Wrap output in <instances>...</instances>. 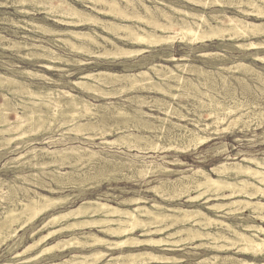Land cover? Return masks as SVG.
<instances>
[{
    "label": "bare ground",
    "instance_id": "6f19581e",
    "mask_svg": "<svg viewBox=\"0 0 264 264\" xmlns=\"http://www.w3.org/2000/svg\"><path fill=\"white\" fill-rule=\"evenodd\" d=\"M27 1L29 0H17L12 3L19 13L30 15L29 10L17 6L18 3L25 4ZM31 1L40 7V13H45L44 19L15 20L10 17L8 21L31 32L45 36L52 35L55 38L50 40L54 43L79 54L94 53L97 58L134 59L145 51L142 45L161 44L173 47L178 35L181 36L182 40L187 39L191 42L199 40L204 42L207 41V38L215 36H227L233 40H238L264 35V0H182L199 6L230 3L240 8L243 13L260 18V21L248 20L237 15H227L223 18V15L217 12L207 15L203 12H197L198 10L192 11L187 6H177V4L172 5L167 4V2H164L167 5V10L157 6L158 10L156 11L144 0H91V5L85 3V6L92 10L82 9L71 0ZM0 4L4 5L5 2ZM173 13L183 16L178 18L177 23L180 25L178 32L166 34L165 31L168 26H163L162 22H158L153 27L154 29L142 27L137 23V20H145L150 24L152 20L156 21L159 17L169 21ZM101 15L112 19H105ZM48 19L67 27H55L46 22ZM174 23L171 21V24ZM156 28H161L162 34L156 32ZM109 35L117 36L119 39H129L137 47L126 48L119 45ZM97 36L110 42V45H102L98 42ZM94 45L99 46H97L99 48L97 52L92 51ZM237 45L243 46L244 43L238 42ZM248 45L256 46L258 42L251 41ZM0 47L16 52L26 50L27 52L22 54L24 57L43 55L50 62L63 58L61 53L49 46L14 40L1 33ZM221 55L218 52L201 53V57L222 60ZM247 56L264 63V55L251 52ZM78 61L81 64H88L83 60ZM123 63L128 65L129 73L103 69L86 71L81 75L80 80L72 81V83L88 92H98L103 97L109 95L108 92L110 91L104 89V86L108 85L118 88L120 91L145 89L157 90L166 94L169 93L167 87L174 85L185 88L192 83V79L184 77L187 72L194 73L197 78L211 74L188 63H177L173 68L153 62L148 65L147 69L137 68L139 64L136 62L125 61ZM41 67L50 70L54 66L45 63L41 64ZM223 68L231 71L248 72L249 69L251 71L250 64L245 61L218 66V69ZM16 72L22 78H16L0 71V97L3 99L0 102V123H5L3 132L8 131V125H11L7 115L10 105L14 102L8 96L10 94L15 97L20 96V101L25 102L27 100L31 104V107L23 115L16 118L17 124L15 125L19 128L29 122L38 123L43 118L46 119L42 112L36 111V106L43 104L53 114V117L49 119V125L61 118V124L68 123L70 125L69 130L76 132L80 129L97 131L102 136L101 144L103 145L111 146L122 142L129 144L130 147H135L137 144L148 141L149 136L146 134L123 132L124 126H119L115 130L122 133L119 137L108 139L104 136L109 131L99 126L103 123L99 118L107 116L110 117L109 119H115V124L116 122L118 124L121 122L116 118L124 117L123 121L126 122L127 118L131 116L126 109L116 106L112 101L96 104L84 96L61 87L33 86L25 82L24 79L26 78L52 80L40 70L35 71L20 67ZM130 99L132 100V98ZM139 103L142 104V102ZM236 104L239 105V103ZM164 111L169 113L171 111L170 106L164 108ZM140 112L141 114L147 113L144 110H140ZM211 114L214 115L212 124L225 121V117L220 116L217 111H212ZM238 121L239 117L230 120L223 127V130H232ZM196 125L199 126L198 130L180 124L176 125V127L183 129L182 133L173 137L176 141L180 140L181 143H184V149L192 146L198 147L210 141L211 136L205 134V131L211 124L199 125L196 123ZM38 130H41L40 127ZM19 135L23 138L24 135L26 136V132L22 130ZM89 136L91 137L90 134ZM89 136L88 138H90ZM163 136L159 135V138ZM5 139L11 140L7 137ZM25 156H27L28 161L36 162L35 164L40 166L41 170L49 175L51 180L44 185V190L47 193L36 191L26 200H19L12 207L0 213V251L5 245H7L8 251L18 249L24 238V235H20L19 232L23 229L25 231L30 224L49 214V217L32 231L31 236L35 237L40 232H47L40 234L39 238H34L30 244L25 245L22 252H15V256L28 254L24 259L25 262L76 246L86 251L71 253L68 258L62 261L49 262L48 264H152L154 262L165 264L169 261H181L182 258L154 252L150 248L163 242H170L168 238L182 235V233H186L190 240L200 239L197 246L212 245L219 249L238 246L245 255L264 256V226L262 225L264 223V200L261 199L264 198V157H244L242 161L245 163L221 160L219 163L212 164L209 169L204 167L191 168L189 169L190 173H186V170L166 167L157 161L143 160L138 165L130 161L117 162L84 145L32 146L27 152H22L13 160ZM83 163L87 165L91 163L95 166V170L86 173L85 177L90 175L101 177L96 187H100L104 180L110 181L112 177L115 178L111 174L115 171H123L121 176L127 178H130L131 175L144 177L180 173L181 175L174 179L169 176L161 178L158 184L148 190L164 200L183 197L185 202L194 204L201 201V198L205 199L203 204L206 205L207 209L216 214L223 213L221 217H234L237 214H242L245 209L249 210L250 213L245 215V221L234 222L214 217L195 205H192L194 207L190 209L178 206L180 204L168 205L154 200L150 206H147L144 203H149L151 200L145 196L123 198L119 202V206L103 201L101 198L86 197L82 198L81 204L77 207L57 210L81 196L80 193L60 195H55V193L67 180H70L75 187L78 185L79 179L76 178L78 168ZM174 164L185 165L184 161L179 158L175 159ZM44 167L46 170H43ZM64 167L67 168L64 169ZM125 169H127L125 172L127 174L124 173ZM79 174L84 177L81 173ZM15 177L18 179L26 178L23 174H17ZM86 184L88 183L86 182L84 185ZM4 186L10 187L12 182L0 176V190H3ZM249 219L258 220L260 223H251L248 221ZM167 221L169 223L165 226H157ZM180 223H187L190 226L169 231L166 236L154 237V235H163L171 226ZM196 226H200V228H194ZM210 227L216 228L209 230ZM137 229H142L146 236L139 237L133 234V231ZM67 230L72 232V238L64 239L59 236ZM52 238H54L52 243L42 246L43 242ZM11 241H14L13 244L10 243ZM219 241L226 243L219 244ZM219 260L220 264H260L252 260L236 258L233 255L222 256L220 254L203 257L198 263L215 264ZM3 264H9V261Z\"/></svg>",
    "mask_w": 264,
    "mask_h": 264
},
{
    "label": "rangeland",
    "instance_id": "374dc122",
    "mask_svg": "<svg viewBox=\"0 0 264 264\" xmlns=\"http://www.w3.org/2000/svg\"><path fill=\"white\" fill-rule=\"evenodd\" d=\"M15 1L17 0H0V3L5 2L4 5L0 4V33L14 40L44 44L61 53L63 58L56 60L55 62H50L47 57L43 55L39 57H24L22 54L27 52L26 50L16 52L0 47V71L16 78H22L18 72H16L20 67L35 71L40 70L47 76L51 77L52 80L26 78L24 79L25 82L33 86L61 87L84 96L96 104L112 101L116 106L123 107L131 114L126 122L123 121L124 117L116 118L121 122L118 124L117 122L115 124V119H109L110 117L107 116L99 118V120L103 122L99 126L109 131L104 135L108 139H115L122 135L121 132L115 131L119 126H124L125 128L123 132L127 134H146L149 137L148 141L142 144H137L135 147H130L129 144H123L122 142L111 146L103 145L101 144L102 136H100L97 131L80 129L76 132L74 130H69L70 125L68 123L61 124V118L55 120L49 125V119L53 117V114L50 109L43 104L36 106V111L42 112L47 120L43 118V121L41 120L38 123L29 122L22 128H19L15 125L17 124L16 118L19 115H23V113L31 107V104L27 100H25V102L20 101V96L15 97L8 94L14 103L10 105L9 113L7 115L9 122L11 123V125H8V131L3 132L2 130L5 128V123H0V168H2L0 170V176L11 180L12 186H4V189L0 190V213L5 211V209L7 210L12 207V205L19 200H26L30 195H34L36 191L47 193L44 190V185L47 184L48 181L51 182V180L48 177L49 175L43 172L40 166L35 164L36 162L28 161L27 156L13 160V158L18 157L22 152H27L32 146L62 147L84 145L98 151L102 156L117 162L124 163L130 161L135 162V164L138 165L141 164L143 160L148 162L157 161L166 167H172L182 171L186 170V173H190L189 169L191 168L204 167L209 169L212 164L219 163L221 160L245 163L242 161L244 157H264V63L255 61L247 56V54L251 52L264 55V35L252 37L251 39L241 38L238 40H233L227 36H215L213 38H207V41L204 42L201 40L196 42H191L187 39L182 40L181 36L178 35L173 47L161 44H145L142 45V47L145 48V51L134 59H123L122 57L119 59H104L97 58L94 53L86 52L84 54H79L76 51H71L50 40L55 38L52 35L45 36L40 33L31 32L27 29L16 26L11 21H8V18L10 17L15 20H28L30 18L39 20L44 19L45 13H40V7L31 0L27 1L25 4H17L18 7L29 10L31 13L30 15L19 13L16 10L14 3H12ZM71 1L82 9L92 10L85 6V3L91 5V0ZM144 1L156 11L158 10L157 6L167 10V5L164 3L167 2V4L172 5L177 4V6H187V8L192 9V11L198 10L197 12H203L207 15L217 12L222 14L223 18L227 15H237L252 21L261 20L255 15H247L243 13L240 8L230 3L199 6L182 0ZM101 16L105 19H112L111 17H104V15ZM180 17L183 16L173 13L169 21L159 17L156 21L152 20L150 24L145 20H137V23L142 27L154 29L153 27L157 25L158 22H162L161 24H164L163 26H168L165 31L166 34H168L179 31L180 25H178L179 23L177 22ZM171 21H174L176 24H171ZM46 22L55 27H67L54 20L48 19ZM155 30L159 34H162L161 28H156ZM98 31L100 30L98 29ZM109 36L119 45L126 48L137 47L132 44L129 39H119L117 36ZM96 38L102 45H110V42L105 41L102 37L97 36ZM251 41H257L258 45H248ZM238 42L244 43V45L238 46ZM97 46L98 45L93 46V52L99 50V46ZM205 52L221 53L223 59L201 57V53ZM78 60H83L88 64H81ZM125 61L136 62L139 64L137 68L142 67V69H147L148 65L153 62L156 64L160 63L168 65L173 68H175L177 63H188L192 66L200 67L203 70L210 72L212 75L210 74L197 78L194 73L187 72L184 77L192 79V83L185 86V88L174 85L167 87L169 93L166 94L157 90L145 89L120 91V89L108 85L104 86V89L110 91L108 92L109 95L103 97L98 92H88L72 83V81L80 80L79 78L86 71L103 69L112 72L129 73L128 65L123 63ZM238 61L249 63L251 71L250 69L248 72L231 71L224 68L218 69V66L220 65H230L233 62ZM45 63H49L54 67L50 70L41 67V64ZM18 65L20 67H17ZM1 91L3 92V90ZM1 101H3L2 97H0V102ZM139 102H142V104ZM159 102H162V104H159ZM236 103H239V105ZM168 106H170L171 111L166 113L164 108H167ZM138 109L144 110L147 113L141 114ZM212 111H217L220 116L225 117V121L219 124H212L214 121V115L211 114ZM237 117H239V121L232 127V130L224 131L223 127L229 123L230 120ZM196 123L199 125L207 123L211 124V126L205 131V134L211 136L210 141L198 147L192 146L184 149V143H181L180 140L176 141L173 137L174 135L182 133L183 128L176 127V125L180 124L187 128L198 130L199 126H197ZM39 127L41 130H38ZM22 130L26 132V136L24 135L23 138L19 135ZM159 135H164V138H159ZM88 136L90 138H88ZM5 137L11 140H6ZM1 140H4L5 142H2ZM176 158L182 159L185 165H175L174 161ZM66 168L67 167H64V169ZM43 170H46V167H44ZM93 170H95L93 164L88 163L87 165L83 163L80 168H78V174L76 177L79 179L78 185L75 187L70 180H67L62 187L58 189L55 195L80 193L81 196L73 199L71 203L59 207L57 210L77 207L81 204L82 198L86 197L95 199L101 198L103 201L119 206V202L123 198L145 196L151 200L149 203H144L147 206H150L154 200L168 205L180 204L178 206L190 209L194 207L192 205H195L214 217H220L221 219L234 222L245 221V215L247 216L250 213L249 210L245 209L242 214H237L234 217H221L223 213L220 212L219 214H216L212 210L207 209L206 205L203 204L205 199L201 198V201L194 204L185 202V198L183 197H181V199L175 197L164 200L155 196L148 190L150 187L158 184L161 178H167L169 176L174 179L179 177L181 175L180 173H172L170 175H147L144 177L131 175L130 179L126 176H121L123 175V171H115L111 172L115 178L112 177L110 181L104 180L100 187H96L97 182L101 177H92V175L85 177L86 173ZM126 170L127 169H125L124 173ZM79 173L84 175V177H81ZM17 174H23L26 178L18 179L15 177ZM86 182L88 184L84 185ZM90 186L92 188H89ZM261 199L264 200V198ZM47 217H49V214H46L44 217H41L30 224L25 231L23 229L19 232L20 235H24V238L23 243L18 249L8 251L7 245H5L0 251V264L7 261H9V264H48L49 262L62 261L68 258L71 253L86 251L82 248L71 246V248L69 247V249L64 251H56L53 254H47L46 256L35 258L29 262L24 261L28 254L15 256V252H22L25 245L30 244L34 238H39L40 234L47 232L43 231L38 233V235H35V237L31 236L32 231L37 229ZM248 221L251 223H260L258 220L253 221L252 219H249ZM168 223L169 222L167 221L163 224H158L157 226H165ZM262 225L264 226V223H262ZM189 226L190 225L187 223L176 224L165 231L163 235H154V237L166 236L169 231ZM194 228H200V226ZM215 228L216 227H210L209 230H215ZM133 234L139 237L146 236L142 229L133 231ZM59 236L64 239H70L73 237L72 232L69 230L64 231ZM178 236L170 237L168 238L170 242H163L150 249L154 252L182 258L181 261H169L165 264H199L198 261L203 257H210L215 254H220L222 256L233 255L236 258L248 259L264 264L263 255L257 257L245 255L239 250L238 246H232L228 249H219L212 245L197 246L200 239L190 240L186 233H182V235ZM53 241L54 238L49 239V241L43 242L42 246H46ZM13 242L14 241H11L10 243L13 244ZM218 243L222 244L226 242L219 241ZM152 264L161 263L154 262ZM215 264H220V260Z\"/></svg>",
    "mask_w": 264,
    "mask_h": 264
}]
</instances>
